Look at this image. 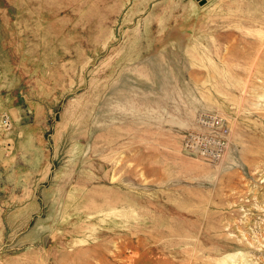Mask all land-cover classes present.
<instances>
[{
	"label": "rangeland",
	"instance_id": "374dc122",
	"mask_svg": "<svg viewBox=\"0 0 264 264\" xmlns=\"http://www.w3.org/2000/svg\"><path fill=\"white\" fill-rule=\"evenodd\" d=\"M0 264H264V0H0Z\"/></svg>",
	"mask_w": 264,
	"mask_h": 264
},
{
	"label": "built area",
	"instance_id": "2783aa9c",
	"mask_svg": "<svg viewBox=\"0 0 264 264\" xmlns=\"http://www.w3.org/2000/svg\"><path fill=\"white\" fill-rule=\"evenodd\" d=\"M227 132V127L220 118L201 113L197 115L194 127L184 132L181 146L186 153L212 163L223 153Z\"/></svg>",
	"mask_w": 264,
	"mask_h": 264
}]
</instances>
